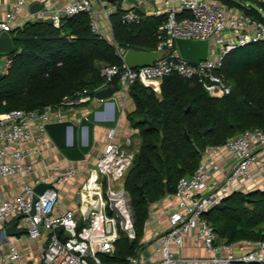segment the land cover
I'll return each mask as SVG.
<instances>
[{
  "label": "built area",
  "instance_id": "2783aa9c",
  "mask_svg": "<svg viewBox=\"0 0 264 264\" xmlns=\"http://www.w3.org/2000/svg\"><path fill=\"white\" fill-rule=\"evenodd\" d=\"M25 2L17 0L5 14L0 12V34L19 26L16 20ZM139 2L145 5L150 0ZM178 4L154 12L167 15L158 27L160 42L157 48L166 52L151 65L131 67L124 60L126 50L119 47L112 31L109 42L123 62L110 64L102 70L104 82L97 90L111 86L117 79L126 93L137 82L160 92L164 79L175 74L196 79L213 97L220 98L231 92L222 72L225 58L239 46L264 42V22L218 0H180ZM184 11L189 14L180 17L179 13ZM78 12H86L93 31L104 37L99 10L91 0H74L49 15L41 10L37 18H50L59 27L62 17ZM142 16L134 6L126 10L122 21L139 23ZM176 37L209 39L208 58L199 63L183 59L177 49L172 51ZM10 65L11 59H8L0 74L7 73ZM95 99V95L84 89L64 97L56 106L0 113V180L31 175L35 170L33 157L40 155L39 146L46 138H51L46 124L71 119L66 116L67 108L90 104ZM108 111L105 118L114 115L113 107ZM137 145L132 134L119 137L117 127L109 128L96 163L88 168L78 189V211L56 213L59 185L78 176L81 171L78 161H71L66 167L45 164L43 177L34 184L24 185L13 196L0 193V236L8 247L0 253V264H106L102 255L114 254L122 234L136 240V215L126 178L138 152ZM206 153L192 174L179 179L174 193L150 204L140 241L143 246L127 256L125 264H264V239L228 242L206 219V214L230 195L264 190V128L246 129L223 145L207 147ZM217 155L226 159L230 156L227 168L214 158ZM41 182H52L54 187L37 194L34 187ZM35 197L38 199L34 204ZM164 200L169 202L164 208L168 226L162 232L151 231L150 224L158 219ZM16 217H20L17 227L24 228L30 239L47 237L38 260H24L17 237L7 233V224ZM190 238L201 244V254L186 253Z\"/></svg>",
  "mask_w": 264,
  "mask_h": 264
},
{
  "label": "trees",
  "instance_id": "16d2710c",
  "mask_svg": "<svg viewBox=\"0 0 264 264\" xmlns=\"http://www.w3.org/2000/svg\"><path fill=\"white\" fill-rule=\"evenodd\" d=\"M106 1L116 6L110 20L120 48H158V27L166 14L146 18L142 14L139 23L125 24L124 0ZM218 1L264 22V0ZM10 33L14 50L7 73L0 74V113L42 110L84 89L95 95L104 82L102 70L123 62L115 46L93 31L86 12L62 17L59 27L35 19ZM222 72L231 92L220 98L211 96L196 79L175 74L164 79L160 95L141 82L130 87L136 108L127 117L139 131L140 143L126 187L133 199L138 235L132 241L122 234L114 254H104L106 264H125L127 256L143 246L150 204L174 193L179 179L199 166L207 147L223 145L246 129L264 128V42L232 50ZM111 86L121 90L117 79ZM206 219L228 242L264 239V190L236 192Z\"/></svg>",
  "mask_w": 264,
  "mask_h": 264
},
{
  "label": "crops",
  "instance_id": "0c3cea01",
  "mask_svg": "<svg viewBox=\"0 0 264 264\" xmlns=\"http://www.w3.org/2000/svg\"><path fill=\"white\" fill-rule=\"evenodd\" d=\"M17 0H0V12L5 14L7 11L11 9L13 4ZM74 0H26L23 5L19 16L16 20V23L19 25L18 27L24 26L28 21L39 19L37 18L39 13L33 14L31 11L32 4L38 2L43 3L44 11L47 15L55 10H61L66 4L72 2ZM100 1L102 3H100ZM180 0H150L148 4L144 5L146 15H153L154 12L159 9L172 8L177 7ZM92 4L95 8L99 10L98 16L101 24V33L104 35L108 41L111 39L112 35V26L110 20V14L115 10V4L108 2L106 0H91ZM134 4L131 2L122 3V8L127 10L133 8ZM189 12L184 11L179 13V16L188 15ZM50 19L47 18L46 21ZM17 28V27H16ZM13 33H11L12 36ZM0 58H3V64L0 65V69L3 68L5 62L8 59H11V53H1ZM117 96L120 100L121 105V115L119 118V122L117 125V134L119 137L123 135L132 134L134 137L136 134L138 135V130L133 128L128 120V113L133 112L136 108L135 102L130 96L129 93L124 92L123 90L116 91ZM156 94L160 95V92H156ZM99 103L98 100H94L90 104L82 105L81 108H78L73 111H69L67 108L65 113L67 118L76 119L82 117L86 112L92 109ZM109 111L106 112L105 116H107ZM130 127V130L127 127ZM109 132V128L96 126L95 127V143L91 152L87 155L85 160L78 161L80 166V173L77 177L65 180L59 185V203L56 207L57 214H65L69 210L78 211V200H77V192L80 188L81 184L85 180L87 176L88 168L92 167L100 154V151L103 149L106 141L107 135ZM139 137V136H138ZM140 143V142H139ZM40 147V155L37 157H33L35 163V170L31 175H17L15 177L3 178L0 180V193L4 196L9 197L13 196L16 193L20 192L24 185L26 184H34L37 180L43 177V168L45 164H57L62 167H66L71 163V160L65 157L62 151L56 146L51 138H46L44 142L39 146ZM207 156L206 151L203 153V158ZM202 158V159H203ZM216 160H218L224 168H227L231 162L230 156L226 159L221 157L220 155L214 156ZM264 160V158H263ZM264 163V161H263ZM168 201L164 200L162 208L159 210L158 219H153L150 224L151 231L162 232L164 228L168 226V217L164 212V208L168 207ZM16 242L22 252L23 259L26 261H34L38 260L45 245H46V236L41 237L40 239H30L25 233L16 236ZM7 245L2 242V238L0 236V253L7 251ZM203 249L201 248V244L194 239H189L186 247V253L195 255L201 254Z\"/></svg>",
  "mask_w": 264,
  "mask_h": 264
},
{
  "label": "water",
  "instance_id": "95a60500",
  "mask_svg": "<svg viewBox=\"0 0 264 264\" xmlns=\"http://www.w3.org/2000/svg\"><path fill=\"white\" fill-rule=\"evenodd\" d=\"M136 6L144 18L147 17L143 4H140L139 0H128ZM44 8L43 3H34L31 6L33 14H37ZM48 23L52 24L53 20L48 19ZM175 46L179 55L188 61L199 63L202 60H206L210 51L209 39H195L176 37ZM14 50L13 38L10 32L4 31L0 34V52L12 53ZM165 49L159 48L155 50H138L129 48L124 54V60L131 67H143L153 64L157 59L165 54ZM95 97L99 103L86 112L82 117L76 119H67L60 122H50L46 124V128L49 136L56 144V146L62 151L66 158L71 161L85 160L87 155L91 152L95 143V127L102 126L107 128H115L118 125L121 115L120 100L117 96L115 88L108 86L103 89H99L95 92ZM114 108V115L110 118H105V114L111 108ZM203 135L206 131L202 132ZM187 138L189 136L187 135ZM204 145L207 146V141H204ZM54 187L52 182H41L37 184L34 189L37 194H43L47 188ZM37 197L34 199V204L37 201ZM35 207L31 211L33 215ZM20 217H16L14 221L7 224V233L11 236L21 235L26 232L24 228H18ZM39 227H41L39 225ZM65 242V239L62 238Z\"/></svg>",
  "mask_w": 264,
  "mask_h": 264
},
{
  "label": "rangeland",
  "instance_id": "374dc122",
  "mask_svg": "<svg viewBox=\"0 0 264 264\" xmlns=\"http://www.w3.org/2000/svg\"><path fill=\"white\" fill-rule=\"evenodd\" d=\"M3 64V58H0V65H2ZM78 108H81V106H76V107H70V109H67V110H69V111H73V110H76V109H78ZM127 129H129L130 130V127L128 126L127 127ZM135 139L138 141V148H139V142H140V138L138 137V135L136 134V136H135ZM206 151V150H205ZM204 153V152H203ZM102 257H103V259H105V255L103 254L102 255ZM105 261V260H104Z\"/></svg>",
  "mask_w": 264,
  "mask_h": 264
}]
</instances>
